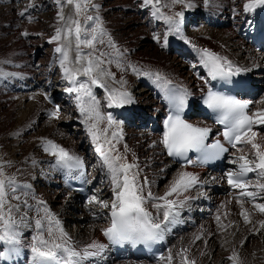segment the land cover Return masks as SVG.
Here are the masks:
<instances>
[{"label":"rangeland","instance_id":"374dc122","mask_svg":"<svg viewBox=\"0 0 264 264\" xmlns=\"http://www.w3.org/2000/svg\"><path fill=\"white\" fill-rule=\"evenodd\" d=\"M229 1H230V3L233 2L232 3L233 7L231 9V12H235V13L236 12H238V13L245 12L243 9H244V5L246 3H248V0H229ZM77 2H80L82 7H83V11L80 12L79 15L76 14L75 4H71V5L67 4L65 2V0H61L60 3H57V0H0V27L2 28V30H0V67L4 68L5 65H7L10 62L9 60L11 58H13L15 55H18V53H20L19 56H22V55L24 56L26 54V51L24 50V37L21 40L19 34L27 32L28 34L24 35V36H27L26 40L29 41L28 42L29 46L27 47V49L30 50V53L33 51V47H31L30 45L37 44L38 46H40V45L44 44V47H47V48L42 47V49L40 51H38V53L35 55L34 58L32 56V61L30 63L32 71H36L37 69H41L44 72L46 70L47 66L50 68L53 65H55V67H56L55 72H57L56 73L57 75H54L52 77V80L56 81V87H59V86L62 87L61 85L63 84L62 82H64L63 79L65 78V74L62 73L64 71L61 70V69H63V68H61V60H63V54L56 52L55 49L58 47V45L60 46L62 42L67 43V41L52 40V37L56 35V29L57 28L65 29L66 24L68 23V21H61L59 19L58 13H60L62 10L66 18L71 17L74 20H79L81 23L83 21L84 26L87 25L86 17L92 16L93 19L88 20V23L91 22V23H89L91 25V27H97L98 25L99 26L101 25L104 28L105 33H107L108 40L110 38L112 44H114V42H116L114 47H113L114 50L111 49L114 52V54L119 53L117 57L115 56V61H119L120 59L123 58V55L121 53L122 49L120 48V45L121 44L123 45L125 42L128 43L129 42V40H128L129 34L136 31V33H135L136 41L133 45L134 49H132V47H131V50L134 52L130 51V53H131L130 55H132L133 57L139 56L138 58H141V59L146 58V61H145L146 64H152V63L154 64V62H157L158 70L162 71L161 67H159L160 65L161 66L163 65L160 63V61H161L160 56L158 54H156V55L151 54V52L147 51L148 50L147 45H149V46L151 45L152 48L158 47L159 49H163L166 52L167 56H169V59H177V60H179V62L184 61L183 62L184 70L181 71V73H180L182 77L185 78V76L188 75L189 71L191 72V74L194 77V71H193V67H192L193 60L189 54H180L178 49L173 50V49H171L170 46H166L161 41L154 39V37H157V36L152 37L154 34L152 30L147 31V28L154 27L152 25V23L155 22L154 19H156L157 16H153L150 13L151 11H146L147 14H145V13L139 14V12L134 11L137 9L142 10L138 7V2L142 3L141 0H138V2L136 0H77ZM186 2H187V0H186ZM196 2L194 0H191V3H194L192 5L193 6L195 5L194 11L190 10L191 12H189V14H187V17L184 19V30H185L184 34H186L187 32L189 33V31H190L191 33H189V34H193V36L196 38V36H195L196 32H194V31H196V29L201 28L202 26L204 27V26L208 25L206 27V29H204L205 35L207 33V35H206L207 41H205L206 43L203 41H201V42L196 41V42L200 43L202 45L209 46L211 43V39H212L211 36L212 35L209 33L210 31L207 28L211 27V29H214V30H216V29H218V30L228 29V31L231 30L230 32L233 31L234 35L238 33V32H236L237 31L236 28L231 26V24L233 23L234 20L230 15V9H228V11H229L228 17L224 15V19L222 20V22L220 21V22H216L215 24H212V23H209V21L210 20H217L218 18H221L223 13H221L218 9L214 10L212 8H210V10L212 12L209 11V9H207L208 10L207 11L206 7L208 5L211 7V5L208 1L205 3V0H201V1L197 0ZM85 3L88 6H84ZM168 4H171V3L168 2ZM219 4H220V2H219ZM92 5H95V6L93 7ZM148 6H150V5H147V6L144 5L143 7H148ZM209 6L207 8H209ZM156 7L160 8L161 6H156ZM195 7H197L198 10ZM25 8H27V12L25 13L24 16H21L20 13L22 11H24ZM199 8H201V9H199ZM203 8H205V9H203ZM120 9H122V10H120ZM222 11H224V9ZM205 12H207V13H205ZM207 14H209V15H207ZM149 15H151V16H149ZM28 17H31V19H29ZM238 17H240V16H236V19ZM134 19H137L138 22L134 21ZM225 20H228L227 22H230V23L229 24L225 23ZM141 24L145 25L146 27L145 28L140 27ZM156 25L158 26L157 22H156ZM130 27H132V28H130ZM15 29H18V30H16L17 32L15 31ZM154 29H158V28L156 27ZM162 31H163L162 28H159V31H157L159 36H161ZM15 32H16L17 36L15 35ZM189 34L188 35L186 34V35L189 36ZM238 35L240 36L239 33H238ZM62 36H63V33H62ZM165 36H166V33L164 30L163 38ZM183 37L184 36L182 35L181 37H178V38L181 39V41H184L185 38H183ZM82 38H88V37H85L84 35H82ZM89 38H91V37H89ZM129 39H130V37H129ZM217 39L220 40L219 38H217ZM167 40H168V38H167ZM99 41L100 40L97 39L96 44L100 43ZM215 42L218 45H221L220 42H218V41H215ZM247 43L248 42L246 41L245 44H247ZM73 44L75 47L74 36L71 37V47L68 51L69 61H71V63L68 62L69 64H66V66L71 67L73 69L80 68L82 70L83 67L87 66L86 61L81 60L79 63L75 62V60H74L75 56L74 57L72 56ZM81 48H82V52L80 53L81 56L87 55L89 52L93 51L92 49H89V48H86L83 46H81ZM165 48H167V49H165ZM208 48H211V47H208ZM229 48H232V46H229ZM250 48H251V50L253 49V47H250ZM137 51H138V53H137ZM45 52L50 53L49 57L53 56V58H50L51 62L50 61L45 62L43 60V58L45 57ZM126 53H129V52L126 51ZM75 54L77 55L76 49H75ZM95 54L99 55L97 52ZM146 54H148V55H146ZM54 55H55V57H54ZM119 55H121V56H119ZM243 57L244 56H241V60H243L242 59ZM101 59L104 61V63L101 65V68L103 70H105L106 72H111L112 74H114L112 72V70L110 69L109 64H107L105 62L104 56L101 57ZM185 59L187 61H185ZM235 60H238V59H235ZM243 61L250 62V61H254V60L253 59L251 60L249 58L247 59L246 57H244ZM15 63H17V62H15ZM46 63H47V65H46ZM59 63H60V65H59ZM119 63H121V62H119ZM121 64L123 65V67H126L125 61H122ZM113 66L115 67L116 65H113ZM130 66H133V65H130ZM55 67H54V69H55ZM123 67L121 65H119L117 71H126L125 68H124V70L121 69ZM260 68L263 70L264 66H260ZM23 70H26V69H23ZM80 75H82V74H80ZM168 75L170 78H176L173 74H168ZM57 76H58V78H57ZM189 77H190V75H189ZM13 78L10 77L9 79H13ZM55 78H57V79H55ZM102 78H103V80L108 79V80L113 81V84H114L113 86L116 87L118 91H120V90L125 91V88L121 85V82L116 81L115 75H114V78H113V76H108V75H104V76H102ZM101 81H102V79L99 78V82H101ZM130 81L131 82L129 83V86H128L129 94L131 95L132 99L135 102H142L141 96L139 95L138 92H139V90L144 89L143 84H141V82L135 80L134 78L131 79ZM57 82H59V83H57ZM4 83H5V81L1 82L0 85L4 84ZM113 86H111V85L105 86V91H106V88L109 91L113 90ZM7 94H8V92L6 91V89H4V88L0 89V119H1V117L4 116V114H6L8 117V118H5V120L1 121V128H0L1 129V131H0L1 132L0 133V169H2V172H0V179L10 177V178H14L15 183H16V187L13 184L8 188L9 203L13 204V205L21 204V207H24L23 201H27V204H36V205L40 206L42 210L41 209H39V211H37V209L32 210L31 213H33L35 211L38 213V215L41 214V213L39 214L40 210L43 211L44 207L46 206L49 209V211L52 214H54L56 219H58L60 222H63L65 224V226H66L65 228H68V229L73 228L76 224L80 225V226H84L83 224H85L84 223L85 221L83 222L82 219H84L86 217V215H85L86 211L84 210V208L82 207L81 204H87V202H89L91 197H93V196H98L99 198L103 197L104 193H103L102 188H101V186L103 187V183H100V180H99V182H97V184L92 189L93 193L90 194L89 198H83V199L81 198V202L79 203L80 205L77 204L78 207L69 208V209L67 207L68 210L65 209L63 207L61 199H62L63 193L67 195L69 191L62 188L61 185H60L61 187H59V186L56 187V186H54V184L50 185V181H54V177H56V171L51 166L52 157L47 156L48 154L44 155L41 151L38 150L37 146L39 145L38 144L39 136L44 135L45 136L44 138H46V139H53L56 142H61L60 144L64 148H67V146L69 147L71 145L68 149L70 152H72V151L84 152V149H86L87 151H89V153L90 152L91 153L90 154L87 153L85 156H83L84 157L83 159L85 160L84 162L86 164L85 171L88 173L89 177H93L94 174H89V173H95L97 170V161H96L95 155L99 154V152L92 151V148H93L92 145L96 144V143H94L93 140L91 141V139L88 136V133H86V136L90 140L88 138H86L84 136V134L81 133V131L76 128L75 122L71 123L74 121L73 120L74 117L69 116L67 118L68 112L70 114H72V116H74V114L76 112L75 109H73V108L69 109L68 108V112L66 113V111L63 108H61V111L59 113H57L56 116H47L46 114L41 112V110H38V111H36V113L34 111V113L28 119H27V117L24 119V117H23L24 115H21L20 110L17 111L15 109H13L15 107L14 104L15 103L16 104L21 103L22 104L21 109L24 110V109H26V107H25L26 103H30V102L32 103L33 101H36V95H30L31 97L28 99V98L24 97V94H22L20 96V98L9 99ZM96 95L98 97H101L104 95V91L102 89H97ZM136 95L138 97H135ZM149 97H151V96H149ZM151 99L152 98H150L148 100H151ZM98 100H99V98H98ZM255 100L259 101L261 103V106L264 107V87L258 93ZM56 103H58L61 107L63 106V103L60 101H57ZM102 104L105 105L106 102H103ZM17 105H19V104H17ZM107 107L110 110H113V108L110 107L109 104H107ZM147 108L148 107H144V109H147ZM44 109H46V108H44ZM135 109L136 108H134L132 110V111H134V117L132 119H135V116H136V119L131 120L133 123H130V124L125 122V120L123 118H120V116L118 115L119 111L111 112L112 114L107 109L102 108V111L105 113V115H106L105 117H107L108 115H111L113 120L118 122L117 123L118 128L120 130L123 129L122 130L123 135L126 134L125 136H123V140L125 138L124 141L127 143V145L129 147L132 146L133 147L132 150L136 152V155L143 158L142 163L144 165L143 166L144 172L147 173L150 183L155 184V188H154L153 193L157 194L156 196H160V195L164 194V192L167 190V188L171 184L170 179H171V176L173 173L172 171H174L173 170L174 167L171 168V166H170L168 169H166L168 171L166 173L163 172L160 167L157 168V166H159V164H157V162L159 161V152L155 149V147L157 149H160L159 141L155 137V135H154V137L153 136L149 137L150 131L147 129V125L144 127L141 124H139V122H138V124L136 123L138 121L137 120V114H138V116L140 114H139V111H137ZM69 113H68V115H70ZM135 113H137V114H135ZM148 113H150V112H148ZM17 114H18L17 118H14L13 116H15ZM144 114L145 113H143V116H145ZM126 116L128 117V115H126ZM51 117H52V120H51ZM140 118H143V117H140ZM143 119L146 120L145 118H143ZM20 121H22V122H20ZM63 121L65 122L66 125H64ZM141 121L142 120H140V122ZM144 122H145V124L147 123V121H144ZM67 123H71L70 127H68ZM15 127H17V129H15ZM114 127L116 128V126H114ZM147 131H149L148 136L146 137V139H143L144 135L142 133L147 132ZM154 133L155 132H153V134ZM141 134L143 136H141ZM138 137H140V138H138ZM95 146L97 147V145H95ZM162 155L164 156L163 153H162ZM49 157H50V161L48 162V164H50V166H48V164H46V162H45L46 160L49 159ZM18 163H21V164L19 165ZM44 167L47 168L48 170L51 169L50 171L52 174H49V171H46ZM99 169H100V171H98V173L99 172L103 173L104 170H102L101 168H99ZM25 172H28V178L27 179L24 176ZM144 172H143V174H144ZM59 173H60V171L58 172V175H59ZM45 182H47V183H45ZM194 186H198V184H196ZM193 188H195V187H193ZM12 189H15V191H13ZM61 190L63 193H61ZM192 191L193 192L188 193L187 195L180 197V198H183L185 200V202H184L185 208L187 207L186 204H188V202L192 199L191 196L192 195H198L197 192H195V189H193ZM17 196L20 197V200L15 199V197H17ZM185 197H187V200L185 199ZM84 199H87V200L83 203L82 200H84ZM39 201H43L44 204H40ZM67 205H69V204H67ZM151 208L155 209L153 207H151ZM249 208H250V211L248 212L249 213L248 214L249 215V222H248V224H246V223L244 224L245 226L248 225L247 226L248 228L243 230L244 233L246 232L245 233L246 236H244L245 234L242 235V233H238V232H240V230H237V228H236V232L234 234H232L233 227L237 226L239 224V222H241V223L245 222V220H242L240 218L241 216H238V217L235 216L234 219L232 220V222L230 223V228L227 231H223V232H222V230L221 231L218 230L219 225H220L219 223L215 224L213 226L210 223L207 227H209V229L212 232H210L208 235L209 238H208L207 247L204 250H202L203 252L200 250V247H202L200 245L203 244L202 242H203L204 238H206V234L204 232L202 234V236H199L200 238L195 241V243L191 249L192 255H197L198 258L192 257V259H194L195 261H196V259H198V264H233V262L228 259V257H229L228 254L230 253L229 251L233 249V251H235L238 254L240 259H241V256H244V258L246 259V261H245L246 264H264V236H263V238H261L258 236V234L254 233L255 229H257L259 231L261 227L260 226L254 227L253 230L250 227V225H253V223H252L253 221L250 220V217L260 215L264 219V217H263L264 213H260L258 210H252L251 206H249ZM186 209L193 210V207L190 206V207H187ZM29 211L30 210H28L26 207H24L23 212L26 213ZM89 211H92V209H90ZM250 212H252L253 215ZM255 212H257V213L254 214ZM22 214L23 213L20 210V213H18L16 216V220H17L16 230L20 232V237H21L20 239H23V240L26 239V241L31 242L32 237H31L30 233H31L33 228L36 229V225H35L34 220H26L27 216H25L24 220L21 221V215ZM44 215H45V213H44ZM76 218H77V220H76ZM223 219L226 221V218H223ZM178 220H180V219H178ZM210 220L211 219H209V221ZM81 221L83 224H81ZM236 221L238 223H236ZM215 222H218V221H215ZM96 223L98 224V226H101L104 223H106V221L98 220ZM197 223L189 224L192 227L191 229H189V231L184 230L181 232H175L174 233L173 239L170 240V249H171L172 256L174 255V257L176 258L177 250H180V252H181V250L185 248V246H183V245H178L179 243H183V244H185L187 242L190 243V238L192 236V232L197 231L196 226L199 225ZM19 225H20V227H19ZM21 225L23 227H25V230ZM80 229H83V231H84V230H86V227H81ZM248 230H251V231L249 232ZM182 232H183V234H182ZM212 233H213V235H211ZM97 235L99 236V232ZM232 235H235V236H232ZM90 238H91V236L89 237V239ZM242 243H246V244L244 245L243 248H240V246H242ZM76 244H75V247L77 248ZM79 245H82V243H79ZM178 246H180V248H178ZM230 247H232V248H230ZM236 250H239V252ZM233 251H232V253H233ZM167 253H168V250H167ZM168 256H169V253H168V255H166V257H168ZM184 256H185V254H184ZM173 263H175V262H173Z\"/></svg>","mask_w":264,"mask_h":264},{"label":"snow or ice","instance_id":"6c2138e0","mask_svg":"<svg viewBox=\"0 0 264 264\" xmlns=\"http://www.w3.org/2000/svg\"><path fill=\"white\" fill-rule=\"evenodd\" d=\"M61 0H57L60 3ZM67 4H75L76 14L79 15L83 11V7L77 0H65ZM160 0H143L145 6L151 5L154 8L153 15L158 16L159 19L165 20L169 25H172L170 31L179 32L180 20L177 18H183L184 13L182 11L175 12L173 15H166L160 11L159 7H156ZM207 2V0H205ZM171 5L181 4L184 7H193L191 0H170ZM84 6H88L86 3ZM93 7L95 5H92ZM168 7V5H164ZM258 6H264V0H248V3L244 5V11L250 12ZM27 12V8L20 13L24 16ZM61 21H68L66 28H57L56 35L52 37V40L67 41L62 42L55 51L63 54V60H61V67L65 73V77L70 80L75 87L68 88V92H76L79 95L77 99L80 101L79 110L82 116H84L83 123L88 126V130L91 133L92 140L97 144L96 151L103 157V163L107 166L111 172V182L114 186L115 199L109 203L101 202L103 207H111V226L103 229V234L109 238V240L120 241H134V242H149L163 239V233L168 224L174 223L178 216V206H183L185 200L170 199L174 194L179 196L182 192H186L188 189L196 185L198 177L187 171H182L178 174V177L170 184L167 191L162 196H154L150 190L146 191L148 184L147 178L141 184L138 182L137 177L139 171H133L137 169L138 165L133 163H126V157L119 152L116 148V144L123 139L122 130H118L117 122L113 120L111 115L105 117L99 111V101L96 100L92 94L90 84L95 85L99 83V77L103 75L113 76L111 72H106L101 68L104 61L101 57L106 53L100 52L99 55L95 53L97 40V28H93L90 33L91 38H82V33H85V29L81 27L79 20H74L71 17H65L63 11L58 13ZM31 19V17H28ZM92 16H87L86 20H92ZM101 34L103 32L102 27L97 26ZM63 33V36H62ZM27 35V32L22 33ZM75 39V49L77 55L74 60L79 63L81 60L86 61L85 67L73 69L66 66V62H69L68 51L71 47V37ZM159 40V37H154ZM101 44L103 40L99 41ZM164 44H167V36L164 37ZM109 45L111 44L109 38ZM86 47L92 49L87 55L81 56L82 48ZM204 60L202 61L208 68L209 74L212 76H231L234 74L233 65L231 61L226 58H221L217 54L210 52L208 49H201ZM227 65V68H225ZM246 71V69H244ZM133 71H136L133 68ZM242 69L235 68V73L241 72ZM98 73V74H97ZM82 74L87 77L85 82H78L77 76ZM145 75H151V73H145ZM157 80L164 79L161 73H155ZM90 82V84H89ZM123 83V81H121ZM165 84H170L171 81L164 79ZM99 86L105 88V85L99 83ZM107 100L109 106L121 107L125 104L133 103L131 95L126 91L108 90ZM190 93L186 89H172L166 94L167 99L171 105V113L164 121L165 130L161 139V143L167 149L169 156L185 157L190 150H196L202 154V160L214 159L220 153L227 151L226 148L216 141L214 144H205V140L208 137L210 129L207 127H197L181 118L180 113L187 106V97ZM87 98V100H85ZM204 103L211 109L220 113L218 123L225 126L223 133L224 138L229 141L233 147L237 144L250 145L251 150H254L255 160L248 159L247 156H240L237 160L242 161L239 165V170L236 172H229L227 174L228 183L234 188L246 189L249 185L243 179L247 173L259 170L260 175L264 176V145L256 141L257 132L253 131L254 124L264 125V111L258 114L248 115L245 111L249 107L248 101L236 99L232 96L221 95L216 92L209 91ZM53 116L57 115V112L52 113ZM106 120V125L101 127V124ZM116 126L117 130H112L109 135V129H113ZM103 140V142H101ZM115 141V143L113 142ZM44 151L49 152L56 161V165L66 169H79L83 166V160L80 156L70 152L68 149L53 142L52 140L44 141ZM125 152L128 151L127 145L124 146ZM188 164H192L193 161L188 160ZM236 163V160L233 161ZM2 172V169H0ZM15 183L14 178L6 177L0 179V242L6 245L12 246L9 251L19 252L20 245V232L16 230L17 220L16 216L20 213L21 204H10L8 188ZM257 188L264 191V183L256 185ZM15 191V189H12ZM257 193L250 191H242L241 196L254 197ZM16 200H20V197H15ZM187 199V197H185ZM148 200H156L159 203L152 204L153 208L158 210V215L148 211L145 207V203ZM96 197L93 196L90 199V203L95 202ZM40 204H44L43 201H39ZM23 206L31 208L27 204V201H23ZM243 208V205H241ZM254 208L260 213H264V203L255 204ZM39 211V209H37ZM45 216L43 218H37L35 220L36 228L39 230L37 235L33 237L35 243L31 247L34 260L39 264H82L83 261L90 257L100 256L104 250V245L98 244L93 241L86 245L81 251H78L74 247H70L67 233L64 232L60 226V221L55 218L49 209L45 206L43 209ZM162 212V218L159 213ZM245 222H249V215L246 209L241 212ZM26 213L21 215V221L24 220ZM220 217L217 216L219 221ZM44 220L47 221V229H45ZM261 228H264V220L258 221ZM200 237L197 236L196 239ZM187 249H182L181 252H186ZM0 253V256H3ZM168 259H172L171 253H169ZM233 264H242L238 254L233 251L232 255L228 257ZM182 264H195V260H189L187 256L181 257Z\"/></svg>","mask_w":264,"mask_h":264},{"label":"bare ground","instance_id":"6f19581e","mask_svg":"<svg viewBox=\"0 0 264 264\" xmlns=\"http://www.w3.org/2000/svg\"><path fill=\"white\" fill-rule=\"evenodd\" d=\"M136 1L138 2V0H136ZM141 1H142V3H140L139 8L142 9V10H144L146 7H143L144 6L143 0H141ZM167 1L170 2L169 0H160V2L156 5V6H161L160 7V11L162 13H164L166 15H173L175 12H178V11H182L184 13L183 18H177V19L180 20V24H179L180 31L179 32L170 31V29L172 28V25H169L163 19H158L159 20V25L162 26V27H164L163 29L165 30V33H166V36H167L169 42H170V34L176 35V37H177V39L179 41H181V39H179L178 37H181L183 35L184 36L183 38H185V40L182 41V44H184V42H185L186 44L189 45V47H192V46L197 47V52H198V49H201V48L212 49L216 53H218V55L221 58H226L228 61H231V63H232L233 66H236V68L238 67V68L242 69V72L244 74H246L249 78H251L254 81L253 84L261 85V84L264 83V69L262 70L260 68V66H264V52H258L257 53L256 51H253V49L251 50V48L249 47L248 44H245V42L247 41V39H246V33H245L244 30H242L240 32V36H239L238 33L234 35L233 34L234 32L233 31L230 32L231 30L228 31V29H225V30H218V29H216V30H214V29H211V27L210 28H207L210 31L209 33L212 35L211 36L212 39H211V43H210L211 46L210 45L209 46L202 45L200 43H197L196 41H199V42H201V41H203V42L207 41V36H206L207 33L205 35L204 29H206V27L208 25H206L204 27L202 26L201 28L196 29V31L193 30L194 32H196L195 36H196L197 39L193 36V34H189V33H191L190 31H189V33L186 31L187 32L186 34L187 35L189 34V36H187L186 34H184V32H185V30H184V19L187 17V14L189 12H191L190 10H193L194 11V6L195 5L193 7H191V8H187V7H184L181 4H175V5L168 4ZM194 1L196 2L197 0H194ZM207 1L210 3L211 7L208 5L209 8H207L208 7L207 6L206 7V10L209 9V11H211L210 8H212L214 10L215 9H218L221 13H223V15L221 16V18H218L217 20H210V21L208 20L209 23L215 24L216 22H220V21L222 22V20L224 19V15L227 16V17L229 15L228 9H230V15L231 16L235 15V12H231V9L233 7V4H232L233 2L230 3L229 0H207ZM219 2H220V4H219ZM192 4H194V3H192ZM164 5H168V7H165ZM262 7L264 8V6H262ZM195 8L197 9V7H195ZM199 9H201V8H199ZM203 9H205V8H203ZM223 9H224V11H222ZM120 10H122V9H120ZM142 10L137 9V10H134V11H137L138 12V11H142ZM149 10L151 12H154V8L153 7H151ZM205 13H207V12H205ZM207 15H209V14H207ZM157 18H158V16H157ZM134 21L138 22L137 19H134ZM225 22H227V21L225 20ZM89 23H91V22H89ZM227 24H228V22H227ZM152 25L154 26L155 23H152ZM140 27H144L145 28L146 26L141 24ZM130 28H132V27H130ZM135 33H136V31L129 34L130 39L128 37V40H129L128 43L125 42L123 45L122 44L120 45V48L122 49L121 53L123 55V58L120 59L119 61H115V56L117 57L119 53L118 54H114V52L111 50V49H113V47L109 45V40H108V37H107V33L100 35L101 37L100 36L97 37L98 40H103L104 43L103 44L97 43L96 44V49L98 50L97 51L98 54L100 52L106 53V55L104 56L105 62L107 64H109L110 69L112 70V72L116 76V81H119V82L123 81V83H121V85L125 88V91L126 92L129 93L128 86H129V83L131 82L130 81L131 79L134 78L135 80H137V81H139L141 83H143L144 81L150 79L149 80L150 81V84H147L146 83L145 86H144V89H141L138 92L139 95L141 96L142 102H135L133 100V103H131V104H125V105H123V106L120 107V110L129 111V112L132 111L134 108H136L135 110L139 111V114H140L139 116L146 119L147 117L150 116L148 114V112H150L154 116V115H156V114H158L159 112L162 111L161 110L162 104L161 103H158L157 104V102L155 100V97L153 95L152 88L150 86L151 84L158 83V82L164 83V79H167L169 81H173V80H170L169 79V75L168 74H173L177 79L178 78L182 79L183 83L189 89H196V88H198L199 87V82L195 79V77H193V75L191 74L190 71H189L188 75L185 76V78L182 77L180 73H181V71L184 70V67H183V65H184L183 62L184 61L183 62L182 61L179 62V60H177V59H169V56H167L166 52L163 49H159L157 46H156L157 48H152L151 45L150 46L147 45L148 46V50L147 51L151 52V54H154V55L158 54L160 56V58H161L160 63L163 64V65L162 66L160 65L159 67H161V70L162 71L158 70V68H157V66H158L157 65V62H154L153 61L154 64L153 63L152 64H146L145 63V61H146V58L145 57H144L145 59H141V58H138L139 56H134L133 57L132 55H130L131 54L130 51L131 52H134V51L131 50V47H132V49H134L133 48V45H134V43L136 41ZM217 38H219L220 40H218ZM212 40L213 41L215 40V41L220 42L221 45H218L215 41L213 42ZM115 43L116 42H114V44H112V43L111 44L112 45H115ZM166 46H167V44H166ZM229 46H232V48H229ZM208 47H211V48H208ZM165 49H167V48H165ZM125 50L128 51L129 53H126ZM138 51H137V53H138ZM146 55H148V54H146ZM119 56H121V55H119ZM241 56H244L247 59L248 58L251 59V60L253 59L254 61H250V62L243 61L244 60V57L242 58L243 60H241ZM54 57H55V55H54ZM186 59H185V61H187ZM235 59H238V60H235ZM122 61H125V66L126 67H123V65L121 64ZM119 62H121V63H119ZM70 63H71V61H70ZM66 64H69V63L66 62ZM59 65H60V63H59ZM113 65H116V66L114 67ZM119 65H121L123 67L121 69L124 70V68H125L126 71H117ZM130 65H133V66H130ZM133 68H135L136 71H133ZM244 69H246V71ZM61 70H63V69H61ZM157 72L158 73H161L162 74V77L164 79L157 80L155 78V75H154ZM55 73H57V72H55ZM145 73H151V75H148L147 76V75H145ZM189 75H190V77H189ZM77 79H78V82H85V81L88 80V78H86L83 75H81V76L78 75L77 76ZM70 84H71L70 88L76 86L72 82H70ZM89 84H90V82H89ZM95 85L90 84V87H91L93 93H95ZM207 87H205V86L199 87V89H198L197 92H201V91H203ZM105 93H106L105 99H107L108 92L105 91ZM31 95H36V101H33L32 103L31 102L30 103H26L25 104L26 109H24V110L21 109V107H22V104L21 103H17L19 105H17L16 103L14 104L15 107L13 109H15L17 111L20 110L21 115H24L23 116L24 119L26 117L28 119L34 113V111L36 113V111H38V110H41V109H44V108H48L49 107V105L44 101V99L41 97L40 94H34L33 93ZM149 96H151V97H149ZM150 98H152V99L151 100H148ZM85 100H87V99L85 98ZM96 100H98V99H96ZM98 101L101 103V99H99ZM100 103H99V111L104 116H106L105 113L102 111V108H101L102 106H101ZM79 104H80V101H78V103H77L78 109H75L76 112H75L74 116H72V114H70L68 112V110H67V112L70 114L69 116L70 117H74V119H73L74 121L71 122V123H74L75 122L76 125H79L81 122L83 123V120H84V116L81 115L80 110H79ZM144 107H148V108L147 109H144ZM68 108L70 109L71 107H68ZM143 113H145L144 114L145 116H143ZM17 116H18V114L15 115V116H13V117L14 118H17ZM5 118H8L6 114H4V116L1 117V119H0V128H1V121L2 120H5ZM22 121H20V122H22ZM71 123H67L68 127H70V124ZM83 124L86 126V130H87V133H88L89 137L92 138L91 133L88 130V126L85 123H83ZM105 125H106V120L101 124V127H103ZM15 129H17V127H15ZM112 130H117V129L115 127H113V129H109V135H110V133H111ZM121 130H123V129H121ZM0 131H1V129H0ZM253 131L257 132L256 141L258 143H261L262 145H264V125L257 126L255 129H253ZM148 133H149V131L142 133L144 135V138L143 139H146V137L148 136ZM142 134H141V136H143ZM125 135L126 134H124L123 136H125ZM154 135L155 136L162 135V132H155L153 134V132L150 131L149 137H152V136L154 137ZM138 138H140V137H138ZM124 140H125V138H124ZM124 140L123 139L120 140V142L116 144V148L119 150V152L121 154H123L126 157V161H124V162H126V163H133L134 162L136 165H138V168L137 169H133V171H135V170L136 171H139V176L137 177L138 182L142 184L144 182L145 178H147L148 184L146 186V191L147 190H150L153 193L154 192V188H155V184L154 183H150L147 173L144 172V169H143V166L144 165L142 163L143 158L142 157H139L138 155H136V152L132 150L133 147L132 146L129 147ZM91 141H92V139H91ZM101 142H103V140H101ZM113 142L115 143V141H113ZM125 145H127V148H128V151L127 152H125V149H124V146ZM66 149H69V148L67 147ZM155 149L159 152V161L157 162V164H159V166H157V168L160 167L163 172H165V173L168 172L166 169H168L170 166H173V164L165 157V154H164V152L161 149H157L156 147H155ZM250 149H251V147H250ZM251 151L254 153V150H251ZM162 152H163L164 156L162 155ZM72 153H75L76 155L80 156L82 158V160H83V158H84L83 157L84 152L72 151ZM49 161H50V157H49L48 160L45 161L46 164H48ZM51 162H52V164H51L52 168L56 171V177H54V180L55 181H50V185L54 184V186L58 187V186H60V183L62 181L66 180V179H72V175L74 174V170L77 171V173H78V175H77L78 179L81 182H83L87 186L88 189L90 188V192L92 191V189L96 185V184H94L96 181L99 182V180H100V183H103V187L101 186L102 191L104 193L103 194V197H100L99 198L98 196H95L96 197V201L95 202H92V203L87 202V204H81L82 207L84 208V210L86 211V214H85L86 217L84 219H82L83 222L85 221L84 222L85 224H83L82 221H81V224H83L84 226H80V225H77L76 224L73 228L68 229V228H65L66 226H65V224L63 222H60V226L63 228L64 232L67 233L68 237H70V240L68 241L69 246L76 248L75 247V244L77 243L76 244L77 245V248L76 249L78 251H81L82 252V250L85 248L86 245H88L91 242L95 241L98 244H102V245L105 246L104 247V250H103V252H102V254L100 256H104V255L107 256L108 254L112 255L113 258H114L113 260H115V262L113 264H118V263H120V264H148V263H146V261H139L136 258H132L131 256H134V255H133V252L129 249V247H127L125 250H117L115 248V246L108 244L107 239H105L104 237L102 238V237H100V236L97 235L98 234V224L96 222L98 220H100L97 217H102V216L106 215L107 213L111 214V212H112V209H111L110 206L107 207V208H105V207H103V205H102L101 202H107L110 205L111 202L115 199V196H114V186H113V184L111 182V179H112L111 172L109 171V169L107 168V166L103 163V159H100V158L98 159L99 168H101L102 170L106 171V174L105 175H104V173H100L99 172V174H101L103 176V179L102 180H101V178H97V176L95 174H94L93 177H89L88 176V173L85 171L86 164H84V163H83V166L81 168H79V169H71V170H69V169L62 168L60 166H57L54 157H52V161ZM18 164L20 165L21 163H18ZM48 166H50V164H48ZM59 171H60V173L58 175V172ZM182 171H187V172L194 173L198 177V181L199 182L202 181V179H203V183H208V180L209 179H214L215 178V175L214 174H209L208 175L207 173L203 172L204 171L203 168H199V167H196V168H191V167L179 168V167H177V170H174V172L172 173V176H171V179H170L171 183L178 177V174L180 172H182ZM143 172H144V174H143ZM24 176L27 179L28 178V172H25V175ZM47 182H45V183H47ZM199 182L197 183L198 186H193L195 188L192 187V188L188 189L186 192H182L179 196H176L174 194L172 197H169V198L170 199L180 198L182 196L187 195L188 193L193 192L192 190L195 189V192H197V194H199L200 196L204 192V194L207 196V199L208 200H214L215 199L216 202H217L218 195L214 192V189L211 186H209V185L205 187L204 184H203V188H202L199 185ZM61 193H63L62 190H61ZM153 195L156 196L157 194L153 193ZM160 196H162V195H160ZM81 198H84V196H82L79 192L69 191L67 195L63 193V196H62L61 201H62L63 207L65 209H67V207H68V209L69 208H76V207H78L77 204L80 205L79 203L81 202ZM191 198L192 199L188 202V204H197V197H195V195H192ZM234 202L235 203H238V202H243V201L242 200L233 199V203ZM154 203H159V201H156V200H148L145 203V207L155 217V216L158 215V210L156 208L155 209H152L151 208L152 207V204H154ZM67 204H69V205H67ZM220 204H223L225 206L224 207L225 209H222L221 210V216H223V218H226V220L232 222V220L234 219V215H235L234 207L232 205H230V204H227L225 201L223 203H220ZM28 205H30L31 208L26 207L28 210H30L29 212H26V216H27L26 220H34V222H35V220L37 218H43L45 216V215L44 216H40L35 211L33 213H31L32 210L41 209L40 206H38L36 204H28ZM244 208L247 210L246 205L244 206ZM90 209H92V211H89ZM185 209L186 208H185L184 204H183V206H178V209L177 210H178V213L179 214L176 217L175 221H178L179 216L180 215L182 216L184 214V212H186ZM23 210H24V207H21V211L24 214L25 212H23ZM247 212H248V210H247ZM256 213L257 212H255L254 214H256ZM159 215H160V218H162V212H160ZM200 215H201V217H198V223H197L199 225H197L198 227L196 226L197 231L192 232V236L190 238V244H189V242H187V244H189V246H187V252L185 253V256H187L188 259H191L192 258L191 249H192L195 241L197 240L196 237L197 236H202V234L204 232L206 234V238H204V240L202 242L203 244L200 245V246H202V247H200V250L202 251V250H204L207 247L208 238H209L208 235H209L210 232H212L209 229V227H207L211 223V221H213V219H215L214 214L211 212V208H209L208 210H206V212L204 211V209H202ZM182 217L188 219L187 223L182 226L183 227L182 229H191L192 227L189 225V224H192L191 220L187 216H182ZM209 219H212V220L209 221ZM252 219H253V217H252ZM76 220H77V218H76ZM260 220L261 219H259L258 217H255V220H252L253 221L252 222L253 225H255V227H259L260 224L258 223V221H260ZM43 222L45 224V229L44 230L46 231V229H47L46 228L47 227V221L44 220ZM236 223H238V222L236 221ZM202 226H203L204 229L202 228ZM247 226H245L244 224H241L239 222V224L237 226L233 227L232 234H234L236 232V228H237V230H240V232H238V233H242V235H244L246 232L244 233L243 230L246 229V228H248ZM19 227H20V225H19ZM81 227H86V230L83 231V229H80ZM250 227L252 228L253 226L250 225ZM23 228L25 230V227H23ZM252 230H253V228H252ZM38 231L39 230L37 228L36 229L33 228L30 234H32V237H34L35 235H37V232ZM250 231L251 230H249V232ZM254 231H255L254 232L255 234H258L259 237L263 238V236H264V228H260L259 231L257 229H255ZM182 234H183V232H182ZM169 235H170V233H169ZM235 235H232V236H235ZM90 236H91V238L89 239ZM244 236H246V234ZM166 239H169V237H166ZM33 242L35 243L34 240H33ZM0 243L3 245V248L0 250V253H3L4 254L3 256H0V264H6V263H4V260H8V259H12V258H14V260L20 261V259L23 257V255H24L25 252H24V250H23L22 247H18L17 246L19 248V252L18 253L17 252H11V251H9V249L11 248V247H9V245L4 244L3 242H0ZM79 243H82V245H79ZM245 244L246 243H242V246H240V248H243ZM236 251L239 252V250H236ZM27 252H28V256H29V261L27 263L28 264H31V263L35 262L31 250H28ZM100 256L90 257L87 260H85V262H87L88 264H98V257H100ZM181 257L182 256H180V255L177 254V256L175 258V259H178L180 261L179 264H182ZM117 258H122L123 261H117L116 260ZM162 259L152 260V262H149V264H166L165 261H169V263H172V261L169 260L168 257H166V256L163 257ZM240 261L242 262V264H246V262H245L246 259L244 258V256H241Z\"/></svg>","mask_w":264,"mask_h":264},{"label":"crops","instance_id":"0c3cea01","mask_svg":"<svg viewBox=\"0 0 264 264\" xmlns=\"http://www.w3.org/2000/svg\"><path fill=\"white\" fill-rule=\"evenodd\" d=\"M0 30H2V28L0 27ZM18 30V29H15V31ZM17 32V31H16ZM15 32V35L17 36ZM20 53H18V55H15L13 58H11L9 61H15L17 60V58L19 59L21 56H19ZM19 56V57H18ZM1 68V67H0ZM9 99H15V98H20V96H16V95H7ZM13 101V100H12Z\"/></svg>","mask_w":264,"mask_h":264}]
</instances>
